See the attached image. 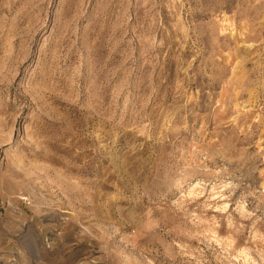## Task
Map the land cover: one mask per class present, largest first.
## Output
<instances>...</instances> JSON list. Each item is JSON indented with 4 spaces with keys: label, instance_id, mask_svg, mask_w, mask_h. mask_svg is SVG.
<instances>
[{
    "label": "rangeland",
    "instance_id": "rangeland-1",
    "mask_svg": "<svg viewBox=\"0 0 264 264\" xmlns=\"http://www.w3.org/2000/svg\"><path fill=\"white\" fill-rule=\"evenodd\" d=\"M0 264H264V0H0Z\"/></svg>",
    "mask_w": 264,
    "mask_h": 264
}]
</instances>
